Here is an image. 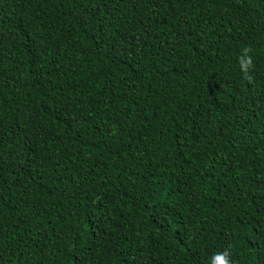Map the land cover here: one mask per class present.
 Masks as SVG:
<instances>
[{
    "label": "trees",
    "instance_id": "obj_1",
    "mask_svg": "<svg viewBox=\"0 0 264 264\" xmlns=\"http://www.w3.org/2000/svg\"><path fill=\"white\" fill-rule=\"evenodd\" d=\"M218 251L264 264V0H0V264Z\"/></svg>",
    "mask_w": 264,
    "mask_h": 264
},
{
    "label": "clouds",
    "instance_id": "obj_2",
    "mask_svg": "<svg viewBox=\"0 0 264 264\" xmlns=\"http://www.w3.org/2000/svg\"><path fill=\"white\" fill-rule=\"evenodd\" d=\"M237 62L241 73L248 76L254 67V57L249 47L245 46L241 49ZM211 264H232V260L226 251H218L212 255Z\"/></svg>",
    "mask_w": 264,
    "mask_h": 264
}]
</instances>
